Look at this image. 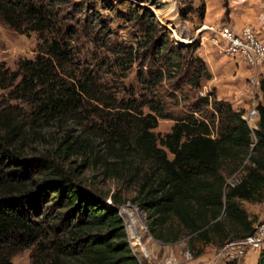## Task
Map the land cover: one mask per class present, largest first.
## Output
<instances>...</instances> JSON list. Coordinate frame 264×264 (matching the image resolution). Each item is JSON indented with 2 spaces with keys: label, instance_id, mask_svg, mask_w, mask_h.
<instances>
[{
  "label": "trees",
  "instance_id": "16d2710c",
  "mask_svg": "<svg viewBox=\"0 0 264 264\" xmlns=\"http://www.w3.org/2000/svg\"><path fill=\"white\" fill-rule=\"evenodd\" d=\"M59 7L57 0H0L1 21L41 40L35 58L20 59L15 70L0 65V264H15L13 258L30 248L31 264H141L120 214L126 201L145 212L151 236L164 243L187 235L211 242L219 235L223 245L252 234L256 219L240 201L264 198V79L257 128L244 118L245 109H234L214 90L208 92L213 100L204 101L214 108L211 116L196 115L203 98L175 115L152 89L167 70L182 72L196 88L212 74L194 53L200 40L170 47L162 38L166 28L143 4L134 18L151 41L159 36L151 46L162 71L140 73L142 91L112 96L99 86L102 68L68 75L67 41L78 32ZM197 11L203 20L204 0ZM118 53L117 67L135 61L132 48ZM161 118L174 123L158 136L153 129ZM71 122L84 127L76 130ZM54 124L60 136L46 134ZM93 130L97 148H90ZM95 162L100 176L116 181L114 191L83 183ZM242 165L229 185L225 168L231 175ZM127 191L134 194L126 197ZM256 264H264V248Z\"/></svg>",
  "mask_w": 264,
  "mask_h": 264
},
{
  "label": "rangeland",
  "instance_id": "374dc122",
  "mask_svg": "<svg viewBox=\"0 0 264 264\" xmlns=\"http://www.w3.org/2000/svg\"><path fill=\"white\" fill-rule=\"evenodd\" d=\"M245 1L249 3L250 9V19H247L245 24L252 25L259 33L264 30V0ZM57 2L60 3L59 9L63 12L64 18L66 20H68L66 17L71 18L73 27L78 32L76 37H68L67 41L71 51V61L66 66L68 75L81 77L84 72L95 73L102 68L103 70L98 71V75L102 77V84L99 86L106 87L112 96H125V93L131 88L140 92L145 88L140 81V73L147 76V72L150 70L154 73L162 71V64L157 60V54L154 53L155 48L151 46L152 42L155 44L159 36L151 41L150 35L145 34L142 22L134 18V12L140 5L148 6L160 24L166 28L162 38L168 41L172 48L180 46V44L191 43V41H187L188 39H199L194 36L193 32L203 21L197 11L201 0H159L157 4L143 0H57ZM182 8L185 9L184 15L180 14ZM179 40H183V42L180 43ZM40 41L36 32L26 35L11 29L0 20V65L5 64L11 70H15L16 63L20 59L35 58L37 44ZM122 48H132L135 61H129L127 64L117 67L116 60L122 56V53H118V51ZM194 53L199 55L197 51ZM162 54L165 53L162 52ZM189 54L188 50L182 52V56L185 55L186 58L189 57ZM260 80L257 78L254 86L260 87ZM208 81L209 79L203 78L200 88H196L189 83L182 72L171 68L167 70L165 78L152 89L155 90L156 96H161L167 101L168 110L175 115L187 113L186 111L191 108V104L196 102L197 98H203V101L199 103L202 111L200 114L197 112L196 115L211 116L214 108L209 105L210 103L207 104L204 101L213 100L208 92L214 90L216 94V91L207 86ZM257 91H253L244 116L260 102V94ZM258 117L259 114L248 122L252 128H257ZM173 123L172 119L161 118L153 131L158 136H162L170 131ZM80 124L73 125L71 122L68 125L76 130H81L84 125ZM49 132L56 133V136L61 135V131L55 127V124L46 130V134ZM89 134L90 148L99 147V133L93 130ZM80 160L82 159L78 158L77 162ZM243 168L244 165L240 166L231 175H229V169L225 168L227 182H237L243 173ZM99 174L100 165L95 162L93 168L87 169L83 173V183L104 192L114 191L117 186L116 181L105 180ZM133 194V191H127L125 196L131 197ZM108 200L109 198H107ZM240 205L250 217L256 219L255 226L264 222V198L261 202L241 200ZM120 214L124 219L131 247L141 264H253L251 256L257 253L260 255L262 250V248L255 249L247 246L246 254L242 258L234 261L229 260L226 255H220L219 249L224 241L219 235L213 236L211 242H205L204 239H192L187 235L177 242L164 243L151 236L146 225L147 215L135 204L126 201L120 206ZM232 237L233 235L230 236V238ZM31 252V248L23 250L13 258L14 263L31 264Z\"/></svg>",
  "mask_w": 264,
  "mask_h": 264
},
{
  "label": "crops",
  "instance_id": "0c3cea01",
  "mask_svg": "<svg viewBox=\"0 0 264 264\" xmlns=\"http://www.w3.org/2000/svg\"><path fill=\"white\" fill-rule=\"evenodd\" d=\"M205 4V18L193 33L200 40L197 52L212 74L207 86L215 89L217 97L229 101L234 109L246 110L254 90H258L262 98L260 87L254 85L257 78L264 79V64L255 68L229 56L211 39L212 32L202 25L230 23L239 30L250 19L249 3L245 0H205ZM259 36L264 40V30ZM258 257L259 253L251 256L253 264Z\"/></svg>",
  "mask_w": 264,
  "mask_h": 264
},
{
  "label": "built area",
  "instance_id": "2783aa9c",
  "mask_svg": "<svg viewBox=\"0 0 264 264\" xmlns=\"http://www.w3.org/2000/svg\"><path fill=\"white\" fill-rule=\"evenodd\" d=\"M202 27L212 32L211 39L229 56L255 68L264 64V40L252 25L245 24L239 30H236L230 23L204 24ZM195 39L187 41L192 42ZM256 109L257 106H254V109L244 116L247 122L258 116ZM228 183L233 186L236 181ZM247 246L255 249L264 248V222L255 226L252 234L227 240L219 249L220 255H226L229 260H239L246 254Z\"/></svg>",
  "mask_w": 264,
  "mask_h": 264
},
{
  "label": "water",
  "instance_id": "95a60500",
  "mask_svg": "<svg viewBox=\"0 0 264 264\" xmlns=\"http://www.w3.org/2000/svg\"><path fill=\"white\" fill-rule=\"evenodd\" d=\"M179 42H180V43H182V42H183V40H179Z\"/></svg>",
  "mask_w": 264,
  "mask_h": 264
}]
</instances>
